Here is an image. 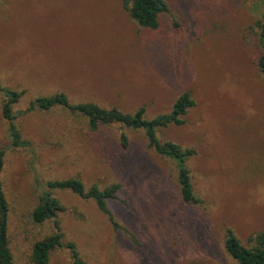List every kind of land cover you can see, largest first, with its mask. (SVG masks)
Instances as JSON below:
<instances>
[{
	"label": "rangeland",
	"instance_id": "374dc122",
	"mask_svg": "<svg viewBox=\"0 0 264 264\" xmlns=\"http://www.w3.org/2000/svg\"><path fill=\"white\" fill-rule=\"evenodd\" d=\"M159 26L140 25L124 0H0V85L37 96L65 92L152 119L189 92L195 105L182 125L157 129L195 154L186 165L203 202L186 203L178 166L149 146L143 129L121 124L91 130L63 108L18 115L24 145L13 147L2 114V173L10 204L13 264H34L33 245L55 233L54 219H32L50 191L64 206L57 219L64 245L50 264H73L75 243L86 264H237L227 230L242 242L264 229V48L257 22L262 0H167ZM129 145L124 147L121 134ZM78 177L86 188L119 184L108 208L47 182Z\"/></svg>",
	"mask_w": 264,
	"mask_h": 264
},
{
	"label": "trees",
	"instance_id": "16d2710c",
	"mask_svg": "<svg viewBox=\"0 0 264 264\" xmlns=\"http://www.w3.org/2000/svg\"><path fill=\"white\" fill-rule=\"evenodd\" d=\"M262 2L264 5V0ZM124 5L140 25L149 28H157L161 14L169 10L167 0H124ZM257 28L260 44L264 48V13L257 22ZM259 68L264 74V55L260 58ZM0 91L4 94L2 114L8 124V137L11 146L19 147L24 145L22 132L17 123L18 115L37 109L48 111L54 108H63L72 115L85 118L91 130L94 131L101 126L111 124L143 129L149 146L156 153L176 161L178 181L183 200L189 204H201L203 202L194 192L190 170L186 165L187 160L196 153L195 150L193 148H183L173 141L163 142L159 139L157 132L158 128L166 127L170 124H184L183 116L188 112L189 108L195 105V101L189 92H184L177 99L169 113L160 114L149 119L146 117L145 107H140L134 112H123L116 107L107 108L91 101L73 103L65 92L37 96L30 101L27 109L16 113L14 105L20 101L25 90H13L0 85ZM121 141L124 147L129 145V139L125 133L121 134ZM5 152V149H0V264H13L14 256L9 242L10 204L2 180V173L5 167ZM47 187L50 189H68L81 198L94 200L99 210L108 216L112 225L116 229L120 228L107 203L109 199L117 197V192L120 190L119 184H113L102 189L96 183L87 189L82 179L72 177L48 181ZM62 211H64V206L50 191H45L40 196L38 205L33 209L32 219L38 224L54 219L56 231L52 235L38 240L33 245L31 257L34 264H50L52 252L57 247L64 245L61 227L57 219ZM68 246L71 249L73 264H86L76 244L70 243ZM225 249L237 264H264V229L253 233L248 238L247 243L242 242L231 229H228Z\"/></svg>",
	"mask_w": 264,
	"mask_h": 264
}]
</instances>
